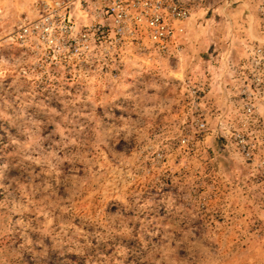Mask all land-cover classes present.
<instances>
[{
	"label": "clouds",
	"instance_id": "1",
	"mask_svg": "<svg viewBox=\"0 0 264 264\" xmlns=\"http://www.w3.org/2000/svg\"><path fill=\"white\" fill-rule=\"evenodd\" d=\"M0 264H264V0H0Z\"/></svg>",
	"mask_w": 264,
	"mask_h": 264
},
{
	"label": "rangeland",
	"instance_id": "2",
	"mask_svg": "<svg viewBox=\"0 0 264 264\" xmlns=\"http://www.w3.org/2000/svg\"><path fill=\"white\" fill-rule=\"evenodd\" d=\"M17 2H22V0H17ZM208 15L211 16V12H209ZM24 16H25V13L22 12V13H21V19H23ZM34 23H35V22H34ZM25 27H27V25H25ZM19 31H20L21 33H23L24 29L21 28V29H19ZM107 38H109V37H105V39H107ZM94 39H95L97 45H99L100 43H102V42L105 40V39L101 38V37L98 35V33L95 34ZM132 42H133V41H132ZM133 44H136V43H133ZM145 44H146V42L144 43V45H145ZM212 47H214V46H210V47H209V51H211V48H212ZM147 51H148V49H147L146 46H141V47H138V48L135 49L134 54H135V55H138V56H144V55H146ZM42 88H43V85H41L40 88H38L37 90L40 91ZM43 94H44L45 96L48 95L47 92H44ZM41 98H42V97H41ZM221 139H222V138H221ZM169 183H171V182L169 181ZM218 222H219V221H218ZM53 259H55V257H53Z\"/></svg>",
	"mask_w": 264,
	"mask_h": 264
},
{
	"label": "built area",
	"instance_id": "3",
	"mask_svg": "<svg viewBox=\"0 0 264 264\" xmlns=\"http://www.w3.org/2000/svg\"><path fill=\"white\" fill-rule=\"evenodd\" d=\"M109 15H111V13L109 12ZM66 23H71L70 20H66L65 21ZM135 27V25H134ZM97 31L96 33H98V35L105 39V37H110L111 35V29H110V26L109 25H103V26H100V25H97ZM121 30H123V26H121ZM133 42L132 43H136V44H140V45H144L145 41L144 40H137V39H133L132 40Z\"/></svg>",
	"mask_w": 264,
	"mask_h": 264
}]
</instances>
